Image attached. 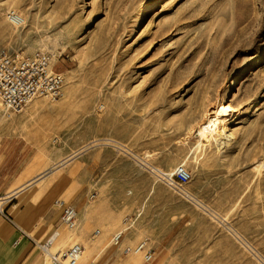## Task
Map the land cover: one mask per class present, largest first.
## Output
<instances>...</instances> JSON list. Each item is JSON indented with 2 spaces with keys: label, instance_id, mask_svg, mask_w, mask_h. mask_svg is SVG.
Wrapping results in <instances>:
<instances>
[{
  "label": "rangeland",
  "instance_id": "obj_1",
  "mask_svg": "<svg viewBox=\"0 0 264 264\" xmlns=\"http://www.w3.org/2000/svg\"><path fill=\"white\" fill-rule=\"evenodd\" d=\"M11 10L26 23L13 25ZM34 51L55 56L63 97L20 113L0 106V140L26 145L24 162L37 173L73 180L77 204L61 200L78 226L52 228V252L79 244L83 264H264V167L236 162L246 150L264 161V0H0V53ZM225 99L242 102L229 124L234 139L220 155L206 147L188 155L183 197L152 168L184 165L206 108ZM85 210L115 231L85 239ZM75 232L80 239L62 243ZM149 250L154 261L145 263Z\"/></svg>",
  "mask_w": 264,
  "mask_h": 264
},
{
  "label": "crops",
  "instance_id": "obj_2",
  "mask_svg": "<svg viewBox=\"0 0 264 264\" xmlns=\"http://www.w3.org/2000/svg\"><path fill=\"white\" fill-rule=\"evenodd\" d=\"M21 143L0 140V264H50L39 246L48 239L45 240L50 230L61 223L63 209L72 207L61 199L69 195L73 203L77 194L70 177L49 170L37 173L34 165L24 162L29 151ZM89 213L82 211L80 223L85 239L89 240L98 228H104L106 234L115 231L116 222H103L102 213L90 222ZM170 232L166 231L161 238ZM147 235L146 241L151 243L155 233Z\"/></svg>",
  "mask_w": 264,
  "mask_h": 264
},
{
  "label": "built area",
  "instance_id": "obj_3",
  "mask_svg": "<svg viewBox=\"0 0 264 264\" xmlns=\"http://www.w3.org/2000/svg\"><path fill=\"white\" fill-rule=\"evenodd\" d=\"M8 18L13 25H19L18 16L14 12H11ZM54 59L55 56L47 51L32 54L0 53V106L5 114L20 113L38 99L54 102L63 97L65 77L54 70ZM160 177L169 188L183 197V187L192 180V175L184 165H179L172 172L161 174ZM60 206H63V203ZM61 223L69 231L77 228V213L72 207L63 209ZM121 236L122 233L114 236L111 244L118 245ZM58 238L59 235L55 233L39 246L44 258L48 259L50 264H83L81 259L84 248L79 244L64 252H52ZM145 249L146 243H142L137 252H143ZM153 261V252L149 250L145 254V263Z\"/></svg>",
  "mask_w": 264,
  "mask_h": 264
},
{
  "label": "bare ground",
  "instance_id": "obj_4",
  "mask_svg": "<svg viewBox=\"0 0 264 264\" xmlns=\"http://www.w3.org/2000/svg\"><path fill=\"white\" fill-rule=\"evenodd\" d=\"M7 5H10V4H7ZM11 6V5H10ZM10 8V7H9ZM12 11V10H11ZM13 12V11H12ZM148 12H146V14H147ZM18 16V20H19V25H24L25 23H26V21H25V19L22 17V16H19V15H17ZM30 51V50H29ZM35 52V51H34ZM29 53V52H28ZM259 59H261V57H259L258 59H256V60H259ZM56 61H57V59H56ZM258 63H260V62H258ZM208 91V90H207ZM206 90L204 91V93L202 94V99H201V101H203L204 103H203V107L205 108V106L204 105H207L208 104V102L207 103H205L207 100H208V93L209 92H207ZM219 102V101H218ZM218 102H216V103H218ZM227 102H229L227 99H225V101L223 102V103H219L217 106H215L216 108L211 112V111H207V108H206V112H205V116H204V118H203V121H202V123H201V121H200V125H199V127L196 129V127H195V134H196V136H197V138H198V141H197V143H196V145L189 151V153L187 154V156L185 157V159L182 161V163L184 164V166H187V164H188V161H189V159L191 158V157H189L188 158V155L190 154L191 156H193L194 154L196 155V151L198 150V153H199V151L200 150H202V148L203 147H206V148H208L210 151H213L214 153H216L217 155H220V153L222 152V150L225 148L224 146H227V145H229V143H231L232 141L231 140H233L234 139V137H233V135L235 134L234 132L236 131V129H235V131L234 132H232V128L229 126V124H232L233 123V121H234V119H235V113L237 112L236 110H239L238 108L241 106V103H234V104H228ZM237 102V101H236ZM240 102V101H239ZM257 108L259 107V106H261V103H258L257 102ZM200 105V104H199ZM211 106H213V105H211ZM210 106V107H211ZM209 107V106H208ZM213 108V107H212ZM260 110H263V107H260V108H258L255 112H259ZM200 111V110H199ZM202 111V110H201ZM204 111V110H203ZM2 113V112H1ZM203 114V113H202ZM202 116V115H201ZM200 116V117H201ZM202 116V117H203ZM202 117H201V119H202ZM4 118V117H3ZM257 118H261V115L260 114H258L257 115ZM254 125L253 126H257V125H259L258 124V119H257V121H255L254 123H253ZM194 125V124H193ZM192 125V126H193ZM196 126V125H195ZM198 126V125H197ZM235 126V125H234ZM252 127V126H251ZM194 129V128H193ZM229 132H231V133H229ZM247 132V131H246ZM229 133V134H228ZM237 133H239L238 131H237ZM245 134V133H244ZM247 134V133H246ZM245 134V135H246ZM238 135V134H237ZM248 135V134H247ZM233 137V138H232ZM232 138V139H231ZM249 138V137H248ZM241 139H242V137H241ZM226 140H228L227 142H226ZM239 140V139H238ZM249 140H250V138H249ZM242 141H245V138H244V140L242 139ZM242 141L241 142H238V144L239 143H242ZM234 142H236V141H234ZM246 142V141H245ZM111 143V142H110ZM237 143V142H236ZM244 144V143H243ZM246 144V143H245ZM231 145V144H230ZM233 145V144H232ZM242 145V144H241ZM111 146V145H110ZM114 147H117V146H115V145H113ZM230 147V146H229ZM245 147V146H244ZM118 148V147H117ZM199 148H201L200 150H199ZM206 148H204V149H206ZM248 148V147H247ZM243 149V148H242ZM249 149V148H248ZM203 151V150H202ZM188 152V151H187ZM197 153V154H198ZM254 154V153H253ZM195 157H198V156H195ZM199 157H201V156H199ZM240 158H242V160H237L236 162H238V161H240V162H242V164H251V163H253V164H257V166H256V169H263V167H264V161H262V162H259V161H256V158H257V156L256 155H251L250 154V151H248V150H246L245 152H244V156H242V157H240ZM200 158H198V160H199ZM263 159V158H262ZM204 160V159H203ZM236 160V159H235ZM235 160H234V162H235ZM141 161H142V159H141ZM193 161V160H192ZM196 161V160H195ZM194 161V162H195ZM143 162V161H142ZM240 162H238V163H240ZM146 163V162H145ZM197 163H198V161H197ZM141 164V163H140ZM190 164V163H189ZM142 165V164H141ZM241 165V164H240ZM244 165V166H245ZM148 166H150V165H148ZM243 166V165H242ZM165 170V169H164ZM164 170H161V169H158V167L157 168H152V171L153 172H155L156 173V176H160L161 174H164V173H167V172H165ZM262 171V170H261ZM154 173V174H155ZM156 185V184H155ZM197 205L199 204L198 202H195ZM204 205V204H203ZM112 223V222H111ZM114 223V222H113ZM115 224H117V223H115ZM79 228V227H78ZM128 229V228H127ZM127 229H125V230H121V231H119V232H117L114 236H116V235H118V234H120V233H122V236H121V238L125 235L124 234V232H126V230ZM82 230V229H81ZM107 230V229H106ZM75 231H76V229H75ZM80 231V230H79ZM80 233V232H79ZM100 233V232H99ZM56 234H58V232L56 233ZM60 234V233H59ZM101 234H102V232H101ZM124 234V235H123ZM103 235V234H102ZM127 235V234H126ZM67 236V237H66ZM64 238H63V241H62V243H65V244H69L70 242H74L75 241V238L77 237V238H79L78 237V233H74V234H72V235H66ZM80 236V235H79ZM101 236V235H100ZM113 236V237H114ZM102 237V236H101ZM104 237V236H103ZM126 238V237H125ZM80 239V238H79ZM78 239V240H79ZM103 239V238H102ZM101 239V240H102ZM61 240V239H60ZM78 240H77V243H78ZM92 241H93V239H92ZM95 242H96V240H95ZM94 242V243H95ZM101 242V241H100ZM92 244V243H91ZM97 244V243H96ZM92 246H95V244H92ZM89 250H91V248L89 249ZM104 251V250H103ZM91 252V251H90ZM94 252V251H93ZM92 252V253H93ZM133 252V251H132ZM134 253V252H133ZM135 253H138L137 252V250L135 251ZM86 255H89V254H86ZM93 255V254H92ZM131 255V254H130ZM129 255V256H130ZM90 257H91V254L89 255ZM134 256V255H133ZM82 257H83V255H82ZM86 257V256H85ZM89 257V258H90ZM97 258H98V256H96ZM93 258V257H92ZM96 258V259H97ZM131 258V257H130ZM82 260V259H81ZM92 260H94V259H91V261ZM127 263V262H126Z\"/></svg>",
  "mask_w": 264,
  "mask_h": 264
}]
</instances>
